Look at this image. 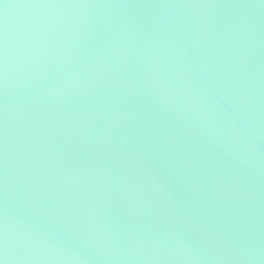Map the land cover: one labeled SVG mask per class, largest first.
I'll list each match as a JSON object with an SVG mask.
<instances>
[{
    "label": "water",
    "instance_id": "water-1",
    "mask_svg": "<svg viewBox=\"0 0 264 264\" xmlns=\"http://www.w3.org/2000/svg\"><path fill=\"white\" fill-rule=\"evenodd\" d=\"M0 264H264V0H0Z\"/></svg>",
    "mask_w": 264,
    "mask_h": 264
}]
</instances>
